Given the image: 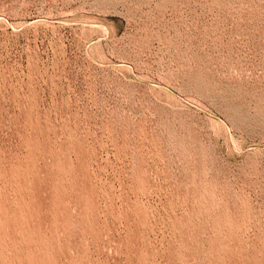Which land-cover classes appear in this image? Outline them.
<instances>
[{
  "label": "rangeland",
  "instance_id": "rangeland-1",
  "mask_svg": "<svg viewBox=\"0 0 264 264\" xmlns=\"http://www.w3.org/2000/svg\"><path fill=\"white\" fill-rule=\"evenodd\" d=\"M0 264H264V0H0Z\"/></svg>",
  "mask_w": 264,
  "mask_h": 264
}]
</instances>
